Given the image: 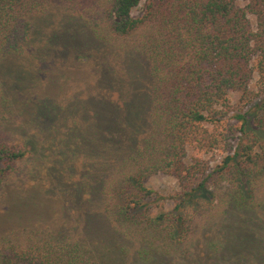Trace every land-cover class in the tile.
Returning a JSON list of instances; mask_svg holds the SVG:
<instances>
[{
	"label": "trees",
	"instance_id": "obj_1",
	"mask_svg": "<svg viewBox=\"0 0 264 264\" xmlns=\"http://www.w3.org/2000/svg\"><path fill=\"white\" fill-rule=\"evenodd\" d=\"M74 24L86 32L83 47L103 44L131 59L122 77L91 58L101 119L94 136L75 114L67 124L74 149L88 156L81 166L97 183L87 194L97 195L106 230L76 233L74 217L90 228L91 215L65 198L59 223L41 216L0 230V264H198L200 256L208 264H264V0H0V197L31 152L28 138L4 137L11 106L4 75L16 87L33 74L22 63L28 55L39 69L48 66L58 37L79 46L75 36L63 40ZM36 39L47 50L34 47ZM48 96L29 100L52 106ZM82 126L89 128L75 129ZM69 154L65 168L76 152ZM155 175L176 182L171 196L146 184ZM71 178L51 172L48 182L69 196L80 184ZM227 215L236 231L208 232Z\"/></svg>",
	"mask_w": 264,
	"mask_h": 264
},
{
	"label": "rangeland",
	"instance_id": "obj_2",
	"mask_svg": "<svg viewBox=\"0 0 264 264\" xmlns=\"http://www.w3.org/2000/svg\"><path fill=\"white\" fill-rule=\"evenodd\" d=\"M82 28L80 24H74L65 34L66 38H63L64 41H67L75 36L77 40H82L79 46H68L69 48H67L64 42L60 40L61 37H58L51 44L56 43L55 46L58 50L48 53V66L43 63L39 69L37 58L28 55L22 63L31 68L32 71L34 70L33 74L22 75L15 81L17 83L16 87L12 81V74L6 72L4 75V80L9 83L11 97L9 113L2 128L4 137L9 141H18L21 137L28 138L30 142L28 149L31 152L25 161L19 165L18 172L11 181L13 183L8 188L10 190L0 197V230L6 229L10 223L19 224L23 220L25 222L28 220L35 221L41 216H43L42 218L46 217L50 222L59 223L63 219L60 205H62V200L65 198L69 204L75 201L79 204L82 203L84 212L91 215L90 228H87L86 221L79 223L77 217H74L72 226L76 233L84 231L83 234L87 236L89 233L99 235L101 230H106L105 223H102L97 215L100 209L97 195L87 194V192L96 193L94 188L87 186L89 182L95 183V181L86 177V166H81V155H85L86 159L88 156L83 151V147H80V149L78 147L77 151L74 149L76 139H73L72 135L75 133L67 132V124L71 123L70 126L75 124L73 120V114H75L80 119L89 122L91 132L85 131L89 128L86 126H82V128L75 127V129H84L85 135L94 136L96 131H92V129L98 125L101 119L95 105L99 102L97 97L101 91H99V84L97 86L94 84L98 75L96 64L91 58L95 55L100 58H96L98 62L104 59L105 62L112 64L115 72L122 77L128 75L129 70H125L124 67L127 64L126 61L130 62L131 59L130 57L127 59L124 56L125 54L122 55L120 50H115L103 44L92 42L83 47L86 32H83ZM33 46H43L47 50L49 45L36 39ZM63 46L68 49L67 52L62 50ZM129 65H132V63H129ZM130 70L136 72L134 68H130ZM138 71L139 69H137ZM21 81L24 83L22 84ZM42 92L50 95L48 97L53 107L51 105L47 106L46 102L44 105L47 107H42L38 103H31L29 99L35 100L33 96ZM88 94L90 96H88L89 100L87 102H74L62 107L66 101H68L66 103L68 104L71 99L84 101ZM234 103L237 102L234 101ZM56 106L61 108L58 109L57 113L52 114V108ZM48 107H51L50 113ZM127 114H129L128 111ZM63 125L64 127L66 125V127L61 130ZM71 152H76V154L72 156V160L69 159L68 167L65 168L62 163ZM96 165L98 166L95 167L100 169V163ZM51 172H60L63 178L72 177L74 181H77L75 183H80L78 187H75L78 191L69 196H66L68 195L67 192H58V186L56 184L51 186L48 182ZM99 172L94 174L96 178L99 177L102 171ZM96 183L92 185L96 187ZM146 184L149 187L158 189L166 197L171 196L177 189L176 182L164 175H155L148 179ZM74 197L78 199H74ZM84 212L78 213V216L82 219L85 218ZM262 214V217H264V212ZM222 218H219L211 227L209 225L208 228V232L218 238H222V236L225 238L228 235L227 231L232 233V230L236 231L237 229V226L233 223L232 215ZM240 231H242L241 226L238 232ZM247 231H250V229ZM199 243L202 244L203 241H199ZM101 245L103 244L101 243ZM203 245L197 251L204 250ZM197 260L198 264H208L205 256H200Z\"/></svg>",
	"mask_w": 264,
	"mask_h": 264
}]
</instances>
